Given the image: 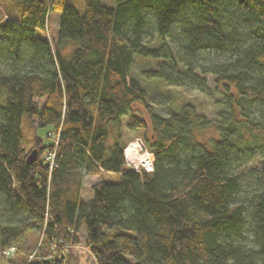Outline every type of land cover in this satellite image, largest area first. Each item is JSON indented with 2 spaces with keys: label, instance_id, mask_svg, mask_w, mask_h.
I'll return each instance as SVG.
<instances>
[{
  "label": "trees",
  "instance_id": "1",
  "mask_svg": "<svg viewBox=\"0 0 264 264\" xmlns=\"http://www.w3.org/2000/svg\"><path fill=\"white\" fill-rule=\"evenodd\" d=\"M76 2L22 0L5 20L0 215L19 217L0 222V249L42 234L10 264H67L81 225L98 264H264V186L239 200L235 170L264 148V0H83L82 12ZM136 55L157 63L146 78L219 93L217 134L200 138L214 120L190 103L168 115L148 106L150 123L138 115L147 89L129 75ZM126 115L145 131L152 170L126 162ZM263 170V160L251 166L258 180ZM102 171L119 180L103 177L85 200L84 176Z\"/></svg>",
  "mask_w": 264,
  "mask_h": 264
},
{
  "label": "rangeland",
  "instance_id": "2",
  "mask_svg": "<svg viewBox=\"0 0 264 264\" xmlns=\"http://www.w3.org/2000/svg\"><path fill=\"white\" fill-rule=\"evenodd\" d=\"M103 4L107 6H114L116 4V0H101ZM22 0H0V56H5L7 53V47L9 46V32L5 27L6 17L9 15L17 16L18 8ZM77 8L80 12L83 11L82 4L83 0H77ZM59 11H52L49 15V20L46 28V34L51 37L54 41L57 31L58 19L60 17ZM4 63L3 58L0 61V69H4L5 67L2 65ZM157 63L155 60L146 58L140 55H136L134 62L132 63L129 69V75L132 77H136L139 79L147 89V98L145 102L138 101L134 103L133 109L134 111L145 118L148 123H150L148 106H151L154 110L160 112L163 115H168L172 112V110L180 109L184 104L190 103L193 104L198 113H203L208 118L214 120L213 125L209 128L202 129L198 132L201 139L207 141L210 136L216 135L217 131L215 128V123L219 118V110L221 106L216 102L217 99L221 97V95L217 92L212 94H207L198 89H191L182 86H174L167 84L162 79L156 78H146L142 73L145 69L156 67ZM42 101V100H41ZM256 107V106H255ZM255 109V108H254ZM129 117L126 115L122 117V139L124 141V156L125 153L128 155L129 161L128 165L131 167L133 163H141V161H137L132 156L134 153L143 155L146 152H152L145 143V131L141 128H132L127 125ZM52 130L51 127H43L39 128L38 132L43 137L45 143L50 142V138L46 136L47 132ZM116 133L115 128L112 129V137ZM151 134V127L146 132L147 136ZM52 140L56 139L55 136L50 134ZM112 137H109L108 143L110 145L113 142ZM130 147L131 151H127ZM37 150V148H34ZM32 149V151L34 150ZM31 151V152H32ZM30 152V153H31ZM29 153V154H30ZM45 159L49 160L50 152H45ZM154 156V155H153ZM252 160L247 159V163H244L240 166H237L235 169L236 172L242 174V191L239 193V200H246L249 196L255 191L257 188L264 186V178L258 180L254 178V173L251 171V166H254L255 162H259L261 160L264 161V148L258 149L257 154L253 157H250ZM126 159V157H125ZM154 159V157H153ZM246 159V158H245ZM52 165V164H50ZM148 166V165H147ZM139 168H147L143 167L142 164H139ZM147 170V169H146ZM264 173V170H263ZM107 180L117 181L119 180V174L110 173V172H100L99 174H87L84 176L83 188H82V197L85 200H89L93 196V184L101 180L102 178ZM262 182V184H261ZM259 185V186H258ZM262 185V186H261ZM18 215L15 217L2 216L0 215V222L7 220H15L18 219ZM78 241L76 243H68L65 244V253L67 256V264H98L95 256L90 251L86 240V227L85 225H81L80 229L77 231ZM42 239V234L39 229H31L29 230L25 236L21 239L17 246V252L12 256H5L2 254L0 249V264H10L13 259H17L19 256L31 257L35 250L40 246ZM54 249V248H53ZM51 254V253H48ZM47 254V255H48ZM45 255V256H47ZM13 258V259H12Z\"/></svg>",
  "mask_w": 264,
  "mask_h": 264
},
{
  "label": "built area",
  "instance_id": "3",
  "mask_svg": "<svg viewBox=\"0 0 264 264\" xmlns=\"http://www.w3.org/2000/svg\"><path fill=\"white\" fill-rule=\"evenodd\" d=\"M53 154L50 153V157H49V163L53 165L54 162V158H53ZM125 157H126V161H129L128 155L125 153ZM145 159L143 161H141V163H133L131 164V167L135 170H140L139 168V164H142L143 167L146 166L147 170H152L153 169V152H146V154H144ZM148 165V166H147ZM2 254L5 256H9L12 257L16 252H17V246L15 244H10L6 247H4L1 250Z\"/></svg>",
  "mask_w": 264,
  "mask_h": 264
},
{
  "label": "water",
  "instance_id": "4",
  "mask_svg": "<svg viewBox=\"0 0 264 264\" xmlns=\"http://www.w3.org/2000/svg\"><path fill=\"white\" fill-rule=\"evenodd\" d=\"M37 156V150L34 149L27 157V162H32Z\"/></svg>",
  "mask_w": 264,
  "mask_h": 264
},
{
  "label": "bare ground",
  "instance_id": "5",
  "mask_svg": "<svg viewBox=\"0 0 264 264\" xmlns=\"http://www.w3.org/2000/svg\"><path fill=\"white\" fill-rule=\"evenodd\" d=\"M127 151H131L130 147L127 149ZM132 156H133L134 159H136L137 161H140V160H144V159H145V157H144L143 155L136 154V153H134Z\"/></svg>",
  "mask_w": 264,
  "mask_h": 264
}]
</instances>
